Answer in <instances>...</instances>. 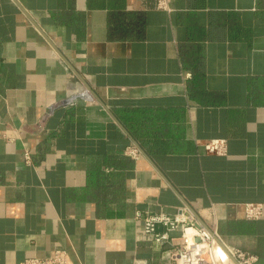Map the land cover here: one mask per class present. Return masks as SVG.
Returning a JSON list of instances; mask_svg holds the SVG:
<instances>
[{
    "label": "crops",
    "instance_id": "0c3cea01",
    "mask_svg": "<svg viewBox=\"0 0 264 264\" xmlns=\"http://www.w3.org/2000/svg\"><path fill=\"white\" fill-rule=\"evenodd\" d=\"M156 3L0 0V264H161L182 206L264 264V0Z\"/></svg>",
    "mask_w": 264,
    "mask_h": 264
},
{
    "label": "built area",
    "instance_id": "2783aa9c",
    "mask_svg": "<svg viewBox=\"0 0 264 264\" xmlns=\"http://www.w3.org/2000/svg\"><path fill=\"white\" fill-rule=\"evenodd\" d=\"M156 7L170 10V0H157ZM93 101L92 93L83 89L73 91L60 101L64 106L73 105L77 98ZM40 121L38 127L43 123ZM208 152L225 155L228 153V143L225 138L208 139L204 143ZM128 153L138 156L134 147ZM27 161L31 160L30 152L25 153ZM264 205L261 203L245 204V215L248 219H257L263 214ZM136 217L141 220V235L151 245L166 247L161 264H252L257 255L237 249L227 250L220 243L215 224L207 225L200 221L196 214L187 207H178L175 211L161 209L154 212H137ZM222 249L226 258L221 255ZM23 264H67L65 250L56 249L51 257H30Z\"/></svg>",
    "mask_w": 264,
    "mask_h": 264
},
{
    "label": "bare ground",
    "instance_id": "6f19581e",
    "mask_svg": "<svg viewBox=\"0 0 264 264\" xmlns=\"http://www.w3.org/2000/svg\"><path fill=\"white\" fill-rule=\"evenodd\" d=\"M219 252L221 253V255H222L223 257H225V258H226V255H225V253L223 252V250H222V249H219Z\"/></svg>",
    "mask_w": 264,
    "mask_h": 264
}]
</instances>
